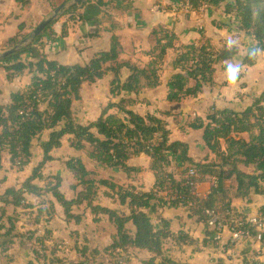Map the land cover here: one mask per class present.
<instances>
[{
  "label": "trees",
  "instance_id": "trees-1",
  "mask_svg": "<svg viewBox=\"0 0 264 264\" xmlns=\"http://www.w3.org/2000/svg\"><path fill=\"white\" fill-rule=\"evenodd\" d=\"M15 1L21 7L31 4L30 0ZM70 1L64 0L63 4ZM228 1L230 0H182L193 11L203 5L219 7ZM107 4L105 0H87L64 9L38 37L0 60V67L7 72L9 82L26 71L33 75L28 86L10 94L9 104L0 105V169L5 152L9 154L13 167L24 169L31 163L36 142H40L43 150L42 160L32 169L29 177L18 187H9L0 192V231H5L4 235L7 236L15 231L8 210L30 208L26 195L40 199L52 196L63 208L67 220L80 223L82 218L74 214V208L83 205L95 216L94 222L99 221L100 215L109 218L116 228V235L113 243L105 249L107 252L118 251L128 255L131 249H139L152 256L145 264H183L164 255V241L169 236L167 221L160 219L162 227L156 229L151 220L154 203L162 200L158 198V193H167L169 197L172 187L168 182H172L177 189V196L173 200L166 199L164 203L172 208L188 207L204 223L207 222L205 211H216L219 203L231 202L230 190L226 186L227 179L235 178L236 197L245 198L251 191L264 194V188L259 184L264 182V93L255 98L253 104L243 112L221 110L207 123L201 118H195L190 127L203 130V140L209 153L213 155V158L207 156L201 162H196L189 156L187 143L171 141V131L165 120L154 115L141 116L132 111L131 100L122 98L118 103L109 102L95 121L88 124L78 123L74 118L73 105L82 99L83 84H95L108 72H112L114 78L110 84V93L113 97L122 93L139 94L143 82L148 88H157L167 52L175 49L178 42L174 32L163 27L155 29V46L148 53L151 61L144 68L130 62H118L122 46L116 36L112 37L109 51L97 53L88 65H62L49 60L45 53L44 37L57 22L64 17L76 22H96ZM225 12L236 13L240 21L239 30L255 41L256 48L264 49V0H235L234 4L225 6ZM25 30L26 23H21L17 35L9 40L8 49L21 45L29 38L31 34H24ZM68 35L69 28L64 24L62 36ZM178 49L180 52L173 62L177 73L168 82L167 99L170 102L198 97L204 84L213 83L216 65L232 60L238 54V51L229 52L226 49L217 51L210 40H204L197 45H180ZM24 55H29L31 61L22 62ZM11 62L14 63L5 65ZM254 64V60L245 57L244 65ZM123 69L129 71L125 81L121 76ZM191 81L194 85H191ZM45 133H48V139L43 142ZM65 137H68L70 147L77 151L89 147L88 156L92 161L107 167H120L126 173L134 170L127 165L132 156H149L152 161L151 170L156 176L155 190L141 193L107 180H97L93 177L95 174L88 171L79 158H71L66 162L67 169L76 174L79 185L85 186V190L79 192L75 199L69 200L61 192L63 179L60 176L49 177L44 187L37 186L36 182L45 180L43 171L46 165L61 161L51 153L62 147ZM170 155L179 158L184 166L178 179L168 171ZM240 166L253 167L257 173L247 174ZM226 167H229L228 171ZM192 169L199 176L194 180L197 185L207 177L216 180L205 200L199 201L195 194L196 186L192 187L189 183L191 181L188 173ZM100 187L111 189L118 195L122 205L128 204L130 215L96 205ZM48 207L52 215L54 206L50 204ZM6 221L9 222V228H6ZM130 224L135 229L134 233L128 227ZM92 253L99 252L93 250ZM57 262L65 264L59 259Z\"/></svg>",
  "mask_w": 264,
  "mask_h": 264
},
{
  "label": "crops",
  "instance_id": "crops-1",
  "mask_svg": "<svg viewBox=\"0 0 264 264\" xmlns=\"http://www.w3.org/2000/svg\"><path fill=\"white\" fill-rule=\"evenodd\" d=\"M10 1L11 5L6 6L3 0H0V45L7 43L9 45V40L19 32L21 23H26L24 34L28 31L27 20L23 13L35 3L30 0L31 4L29 6L21 7L15 0ZM105 2H108V4L104 7L98 21L76 22L64 17L53 26L52 31L45 34V53L48 55L49 60L56 61L62 65H88L97 53L109 51L112 37L116 36L122 46V53L118 62H130L133 65L144 68L151 61L148 53L155 46V29L163 27L174 32L178 37V42L175 49L168 50L164 59L159 87L148 88L143 82L139 94L122 93L118 97H113L110 93V84L114 74L108 72L103 79L98 80L95 84H83L81 90L82 99L75 103L83 101L86 107L96 106L87 104L84 96L85 91L88 87L98 89V85L105 82L109 85L105 88L104 102H99L103 104L101 110L109 102L118 103L122 98L131 100L133 102L130 106L132 111L141 116L154 115L165 120L167 128L171 131V141L187 143L189 145V156L193 160L201 162L207 156L213 158L203 140V130H194L190 127V124L194 122L195 118H201L206 123L211 122V118L216 112L225 109L243 112L253 104L255 98L260 97L264 93V52H261L257 59L254 60V65H244L245 57L248 56L247 54L250 50L256 49V43L250 36L239 30L240 21L236 13L227 14L225 12V6L234 4L235 0L223 3L219 7L203 5L194 11L190 6L187 8L182 0H105ZM64 24H67L69 28L67 37L62 36ZM229 36L239 38L240 48L238 54L232 60L216 65L213 83L204 84L201 94L196 98H186L179 102L168 101V82L177 73L173 68V62L180 52L178 49L180 45H197L204 40H210L215 49L221 51L226 49L225 41ZM248 39H252L253 46H250V43L247 42ZM7 50L10 49L6 48L4 51L0 49V54ZM21 61L29 62L31 58L29 55H24ZM226 62L240 63L242 65L241 78L234 86H230L227 83ZM28 74V82L18 87L20 78L24 76L26 78ZM121 76L122 80L125 81L129 76V71L123 69ZM32 78L33 75L26 71L23 75L15 76L13 81L9 82L7 81V72L3 67H0V105L9 104L10 94L24 89L31 83ZM191 85H194L193 81H191ZM101 110L100 112L98 111L96 118L92 119V121H95L100 116ZM88 112L90 114V109ZM73 113H75L74 109ZM112 113L114 114L115 111H112ZM47 139L48 133H45L42 141L45 142ZM34 145L31 163L26 167L27 170L33 169L43 157L40 142L38 147H36V143ZM85 150L77 151L71 148L68 137H65L62 147L53 150L51 153L54 158L63 162L62 166L65 173L47 174L52 169L51 165L56 162L60 163V161L49 162L43 171L45 180L51 176H60L63 179L61 192L64 193L67 199L73 200L79 192L85 190V186L79 185L76 174L67 169L66 162L71 158L81 159L86 169L93 172L95 174L93 177L97 180H107L117 186L133 188L136 192L141 193H149L155 190L157 184L156 176L151 170L152 161L149 156L145 154L132 156L127 161V165L130 168H134V170L126 173L120 167H107L92 161L88 156L90 148L88 147L89 151L87 154L83 153ZM169 158L170 167L168 171L173 174L175 179H178L179 175L176 174L182 172L184 166L175 155H170ZM7 165L12 166L10 164V156L5 152L2 159L3 171L7 169ZM240 169L251 175L257 173L253 167L240 166ZM226 170L228 171L229 167H226ZM230 180L235 182L229 184L228 181ZM215 184V178L207 177L204 182L196 186V195L199 196V201L207 199ZM259 184L261 188H264L263 181L259 182ZM5 185H7V188L18 187L10 186L9 182H6ZM36 185L40 186L38 182H36ZM226 186L230 190L231 202L219 203L217 210L214 212H222L225 207L230 206L245 216H253L264 206V194H255L251 191L245 198L236 197L237 182L234 177L226 180ZM73 187H76V189H73ZM232 187H234L233 193L231 192ZM2 191L4 192V190L0 189L1 193ZM30 196H35L26 195L27 204L32 207L28 200ZM48 197L52 198L51 201H54L63 211V208L52 196ZM158 198L162 200L154 203L151 220L156 229L162 227L160 219H164L168 223L167 232L169 236L163 245L166 258L183 264H264V239L262 242L245 241L232 249L227 244L229 234L226 233L221 243L214 244L211 241L212 228L200 220L197 215H194L188 207L172 208L169 204H165V200H168L167 193H158ZM50 204L54 206L52 202H49L48 206ZM95 204L127 216L131 213L129 205H122L118 195L107 187H100L99 196ZM83 207L88 211L87 213L80 214L77 212ZM74 214L81 215L80 223H76L74 220H67L65 217L66 221L74 222L76 230L81 233L85 232L84 224L87 225L89 227L88 232L92 237V245L105 244L104 249L94 247L91 248V251L98 250V252H102L113 243L116 228L107 216L100 215L98 217L99 221L94 222L95 216L90 209H87L86 205L74 208ZM206 214L204 215L207 216ZM8 215H10L9 212ZM83 215L85 216L83 217ZM41 219L43 220V216ZM128 227L134 233L135 229L132 225L130 224ZM16 230L15 228L12 235ZM7 246L8 244L6 243L3 253H8ZM86 246L89 245L86 244ZM121 256L125 257L122 253ZM127 257L131 261L129 264H142V262L145 264L152 258L149 252L139 249H131Z\"/></svg>",
  "mask_w": 264,
  "mask_h": 264
},
{
  "label": "rangeland",
  "instance_id": "rangeland-1",
  "mask_svg": "<svg viewBox=\"0 0 264 264\" xmlns=\"http://www.w3.org/2000/svg\"><path fill=\"white\" fill-rule=\"evenodd\" d=\"M35 2L25 12L23 16L27 20L28 31L25 34H32L33 31L47 18H49L56 8L60 7L64 0H32ZM71 0L69 3H73ZM3 3L8 6L11 5L10 0H3ZM66 9V8H65ZM66 18V17H65ZM250 46H253L252 39H248ZM9 48L8 43L0 45V49ZM251 48V47H250ZM264 54V53H263ZM248 55V54H247ZM257 59V58H256ZM29 80V74L20 78V84L18 87L27 83ZM104 82V81H101ZM107 83H100L98 89L88 87L85 91V101L89 106L96 105L94 107H86L82 102H77L74 105V114L78 122L87 124L92 119H95L98 111L100 112L105 98V88L108 87ZM94 91L92 92V90ZM104 102V101H103ZM98 103V104H97ZM90 109V114L88 110ZM39 141V140H38ZM36 147L39 146V142H36ZM88 147L84 154H87ZM71 157V156H67ZM63 162H56L51 165L48 173L63 174L65 173L62 166ZM0 169V189L5 190L9 182L10 186H19L31 173V170L20 169L19 167H13L7 165L5 171ZM181 173V172H180ZM179 173V174H180ZM176 174V175H179ZM47 177H49L47 175ZM47 180L38 181L40 186H44ZM229 184H233L235 181H228ZM234 187L231 192L233 193ZM3 192V191H2ZM29 204L32 206L25 209H10L9 216H11L16 232L12 236L4 235L5 231H0V264H60L57 260H61L65 264L82 262L84 264H129L131 261L124 255L121 256V252L106 250L93 254L92 249L94 247L105 248V244H91V235L88 232L89 227L84 224L85 232L81 233L77 231L74 222H67L63 214L62 209L54 202L52 198L45 196L42 199H38L30 196L28 198ZM49 202L54 204V213L52 214V221L50 223L44 222L41 217L46 211L48 213ZM29 206V205H28ZM42 212V214H40ZM80 214L87 213L84 207L78 210ZM51 214V213H50ZM81 216V215H80ZM85 215H83L84 217ZM107 220V219H106ZM9 222L6 221V228H9ZM8 253H3L5 244ZM88 244L89 246H86ZM84 248H88L85 250ZM101 249V250H102ZM133 255V254H132ZM101 256V257H97ZM142 264H144L142 262Z\"/></svg>",
  "mask_w": 264,
  "mask_h": 264
},
{
  "label": "built area",
  "instance_id": "built-area-1",
  "mask_svg": "<svg viewBox=\"0 0 264 264\" xmlns=\"http://www.w3.org/2000/svg\"><path fill=\"white\" fill-rule=\"evenodd\" d=\"M185 5L189 8L188 4ZM188 178L191 181L189 183L192 187L197 186L194 180L199 178V176L195 170L192 169L189 171ZM168 184L172 187L169 191L168 198L173 200L177 196V189L172 182H168ZM205 213H207L206 224L213 230L211 241L214 244L221 243L224 240L226 233L229 234L227 244L232 249L245 241L253 240L262 242L264 239V206L253 216H245L232 209L230 206L225 207V210L222 212L207 210ZM43 220L45 222H50L52 220V215L48 212H44Z\"/></svg>",
  "mask_w": 264,
  "mask_h": 264
},
{
  "label": "clouds",
  "instance_id": "clouds-1",
  "mask_svg": "<svg viewBox=\"0 0 264 264\" xmlns=\"http://www.w3.org/2000/svg\"><path fill=\"white\" fill-rule=\"evenodd\" d=\"M225 44L226 50L229 52L238 51L240 48V40L238 37L229 36L226 39ZM261 52H264V49H261L259 47L254 50H250L248 53V58L251 60H255ZM225 70L227 74L228 85H236L241 78V74L243 71L242 65L240 63L226 62Z\"/></svg>",
  "mask_w": 264,
  "mask_h": 264
},
{
  "label": "water",
  "instance_id": "water-1",
  "mask_svg": "<svg viewBox=\"0 0 264 264\" xmlns=\"http://www.w3.org/2000/svg\"><path fill=\"white\" fill-rule=\"evenodd\" d=\"M73 3L70 4H62L60 7H58L53 14L47 18L46 20H44L37 28L35 31H33V33L31 34V36H29L28 39L24 40L22 42L21 45L16 46L10 50H7L3 53L0 54V60L1 59H5L7 58L9 55L15 53L16 51H18V49L23 46L28 44L31 40H33L34 38L38 37L46 28L49 24H51L60 14L61 12L65 9V8H69L70 6L79 3L80 1H87V0H73Z\"/></svg>",
  "mask_w": 264,
  "mask_h": 264
}]
</instances>
